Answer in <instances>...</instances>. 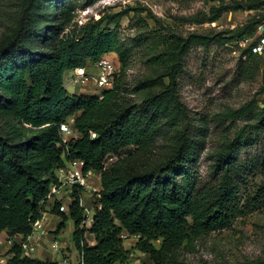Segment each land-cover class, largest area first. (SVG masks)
<instances>
[{
  "label": "trees",
  "instance_id": "16d2710c",
  "mask_svg": "<svg viewBox=\"0 0 264 264\" xmlns=\"http://www.w3.org/2000/svg\"><path fill=\"white\" fill-rule=\"evenodd\" d=\"M37 1L26 0L16 34L0 47V232L7 231L11 238L31 235L46 211L51 187L59 184L57 172L76 159L85 162V173L100 174L101 190L95 202L101 208L92 227L83 226L84 190L80 188L72 193L69 212H61L55 203L52 213L61 219L56 235L69 219L73 221V239L83 264L126 262L129 252L124 248V233L139 237L136 248L154 264H172L184 245L229 228L239 217L264 205V183L244 195L241 186L247 177L244 169L234 164L237 146L247 139L245 129L217 156V185L196 193L189 165L197 150L185 132H176L179 141L159 168L143 176L128 175L131 159L152 151L158 127L145 115L124 108L116 84L102 98L71 94L65 86L75 69L92 66L111 53L122 57L118 33L110 25L118 26L121 19L133 14V19L149 27V20L160 23L157 16L147 8L129 7L78 26L77 0L59 6L38 5ZM247 8L263 9L264 0H248ZM263 19L249 31L245 30L248 25L225 32L226 38H219V43L235 41V34L242 39L253 37ZM156 39L154 62L166 71L169 86L143 101L144 114L160 113L168 104L180 106L176 88L184 59L194 45L210 44L207 36L198 34L158 35ZM243 54L260 56L251 47L243 49ZM250 113L246 106L232 116ZM257 118L264 125V108ZM71 120L78 137L65 142L61 126ZM128 148L135 149L133 155L121 158V152ZM110 157L118 159L106 166ZM180 175L183 180H178ZM87 232L95 236L92 247L84 240ZM12 253L6 264H58L23 256L18 245Z\"/></svg>",
  "mask_w": 264,
  "mask_h": 264
},
{
  "label": "rangeland",
  "instance_id": "374dc122",
  "mask_svg": "<svg viewBox=\"0 0 264 264\" xmlns=\"http://www.w3.org/2000/svg\"><path fill=\"white\" fill-rule=\"evenodd\" d=\"M64 1L67 0L37 2L38 5L59 6ZM247 1L77 0L75 22L78 26L129 7L147 8L160 19V23L149 20V27H145L131 14L121 19L118 26H109L118 33L122 53V57L117 53L108 56L117 68L112 87L98 89L92 83L70 86L71 73L66 79L71 93L100 98L116 84L124 108L145 115L148 122L158 127L152 151L132 158L126 169L128 175L143 176L159 168L179 141L176 132L183 131L197 150L194 162L189 165L196 179V193L207 190L219 180L217 156L226 152L237 135L246 130L247 139L237 146L238 159L234 161L236 168L244 169L242 172L247 177V183L241 186L242 193L253 192L264 183V125L257 118L264 108V54L256 58L245 56L239 34L234 35L235 41L231 43H219V38H226L225 32H236L248 25L245 30L249 31L255 22L264 18V8L250 10ZM25 3L26 0H0V47L16 34ZM261 24L264 25V19ZM174 34L205 35L210 44L207 47L194 45L184 59L176 88L180 106L168 104L160 113L144 114L143 101L169 86L166 71L154 62L157 53L153 44L158 35L171 37ZM246 106L251 110L249 116H232ZM134 151V148L123 150L121 158L133 155ZM117 159L110 157L106 166ZM228 161L232 163L233 159ZM98 176L95 174L93 181H98ZM183 179L182 175L178 178ZM89 184L91 188L83 193L82 205L95 202L97 183ZM72 227L73 221L68 220L64 238L71 236L68 229ZM122 238L129 257L126 262L117 264H154L136 248L138 236L124 233ZM160 245L161 242L156 243L158 248ZM172 264H264V205L239 217L231 227L184 245Z\"/></svg>",
  "mask_w": 264,
  "mask_h": 264
},
{
  "label": "built area",
  "instance_id": "2783aa9c",
  "mask_svg": "<svg viewBox=\"0 0 264 264\" xmlns=\"http://www.w3.org/2000/svg\"><path fill=\"white\" fill-rule=\"evenodd\" d=\"M240 45L243 49L252 48V52L257 55L264 54V25L258 27L256 34L253 37H247L241 40ZM96 71L89 70V67L77 68L71 72V78L69 84L72 86L85 85L92 83L98 89L110 88L113 86L115 76L117 73L116 65L108 57H104L94 64ZM73 120H71V123ZM70 124L61 126V132L65 142L74 138L75 132ZM92 137H96L95 134ZM85 162L79 159L73 160L61 168L57 175L59 184L51 187L50 194L48 196V202L52 204H59L61 212H69V208L73 202L72 193L75 189L82 188L85 191L90 190V184L88 180L89 173L84 172ZM83 206V205H82ZM85 210L86 221L83 226H86L91 218V210L87 207H83ZM45 219V212L42 213L41 219L37 220L34 224L33 233L25 238L24 242L20 244L22 248V255L29 256L34 254L38 250V244L43 239L54 238L49 232L43 228L42 222ZM82 226V227H83ZM54 248L58 247L57 241H53ZM64 264H70L65 262ZM83 264V261H82Z\"/></svg>",
  "mask_w": 264,
  "mask_h": 264
},
{
  "label": "crops",
  "instance_id": "0c3cea01",
  "mask_svg": "<svg viewBox=\"0 0 264 264\" xmlns=\"http://www.w3.org/2000/svg\"><path fill=\"white\" fill-rule=\"evenodd\" d=\"M112 54H115V53H111L107 55V57ZM89 70L96 71L94 65L89 66ZM66 84L67 83L65 80V86L67 87ZM95 93H99V92L95 91ZM78 94H81V93H78ZM95 174L97 175L98 173L90 172L88 176V180L90 183L92 182L97 183L95 191L98 195V193L101 190V178L99 174L98 181L96 180L93 181V176ZM83 207H87L88 209L91 210L92 218H90L89 222H87L85 226L86 228L90 229L94 222V215L96 211L99 210L101 207L96 202L94 204L83 205ZM52 210H53V204L52 202H48L46 205L45 219L42 222V226L49 232V234L54 238V240L57 241L58 247L54 248L53 246L54 240H52L51 238L43 239L38 244L37 252L29 255V257L40 259L43 261L50 260L58 264H64L65 262H69L70 264H82L81 250L77 247L76 242L73 239V232L75 229L74 223H73V227L71 229L70 228L68 229V233L71 234L69 238H64L66 237L65 235L67 231V223H66L65 229H63L58 235H56L55 231L57 230V227L60 224L61 219L57 215H54L52 213ZM24 240H25V237L23 235H17L11 238L7 231L0 232V264H6L7 261L13 256V253H12L13 247L15 245L20 246V244L24 242ZM84 240L91 247L96 244L95 236L89 232L85 234Z\"/></svg>",
  "mask_w": 264,
  "mask_h": 264
}]
</instances>
